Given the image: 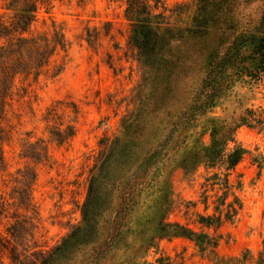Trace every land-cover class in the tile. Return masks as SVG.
<instances>
[{
  "label": "rangeland",
  "instance_id": "rangeland-1",
  "mask_svg": "<svg viewBox=\"0 0 264 264\" xmlns=\"http://www.w3.org/2000/svg\"><path fill=\"white\" fill-rule=\"evenodd\" d=\"M214 1L163 0L171 27L164 37L171 42L166 59L175 64L169 74L161 60L150 67L146 55L128 43L124 0H52L48 11L39 8L32 28L51 30L54 22L69 47L54 58L63 70L29 79L26 95L8 100L1 121L0 188L13 199L0 210V264H84L107 236L125 182L164 139L201 80V40L183 30ZM87 31L97 33L95 48L85 41ZM206 40L207 50L215 46L212 34ZM237 91L248 105L264 109V84ZM67 124L74 126V135L59 144L52 134ZM235 139L264 152V137L254 130L240 127ZM203 173L202 167L192 175L172 169L171 220L194 226V213L202 206L191 204L199 198ZM236 174L243 206L237 221L222 228L229 238L217 252L224 257L245 249L256 254L264 238V171L258 176L245 156ZM27 194L32 206L25 209ZM152 202V190L146 188L108 253L112 262L127 258L133 244L152 235ZM144 255L151 262L162 256L169 264H213L184 238L155 239Z\"/></svg>",
  "mask_w": 264,
  "mask_h": 264
},
{
  "label": "trees",
  "instance_id": "trees-1",
  "mask_svg": "<svg viewBox=\"0 0 264 264\" xmlns=\"http://www.w3.org/2000/svg\"><path fill=\"white\" fill-rule=\"evenodd\" d=\"M124 4V17L129 23L128 43L146 55L150 67L158 65V59L167 74L171 73L175 64H167L166 59L171 42L164 38L171 27L163 0H124ZM41 6L48 11L52 0H4L1 6L0 142L8 100L14 95H26L29 79L35 82L47 74L54 77L63 70V63L54 60L69 47L62 28L54 22L51 30L32 28ZM183 31L201 40V80L170 123L164 139L125 182L118 207L110 218V230L91 249L84 264H169L168 258L162 256L147 261L144 252L155 239L173 238L192 242L201 257L213 264H264V238L256 254L249 249L225 257L217 252L220 242L229 238L223 226L234 224L243 206L239 197L241 176L233 175L237 165L248 156L258 176L264 171V152L257 146L250 150L235 139L237 129L243 126L264 137V109L248 105L245 95L237 91L264 84V0H215L209 10L200 8L194 23ZM210 34L215 38V46L207 50L206 38ZM85 41L95 48L97 33L87 31ZM217 108H222V114H215ZM52 135L57 143L66 142L74 135V126L67 124ZM4 165L0 146V170ZM174 167L186 175L194 174L200 167L204 169L199 198L191 204L195 208L202 206V211L194 213V226L170 219L172 191L168 176ZM146 188L153 194L149 208L155 218L151 222L152 235L133 244L127 258L112 262L108 253L120 240ZM9 199L13 197L6 198L0 188V210L9 204ZM23 205L25 209L32 206L29 194Z\"/></svg>",
  "mask_w": 264,
  "mask_h": 264
}]
</instances>
